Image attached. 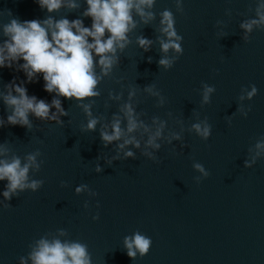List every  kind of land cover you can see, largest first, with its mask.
<instances>
[{"label": "water", "instance_id": "water-1", "mask_svg": "<svg viewBox=\"0 0 264 264\" xmlns=\"http://www.w3.org/2000/svg\"><path fill=\"white\" fill-rule=\"evenodd\" d=\"M77 3L78 8L49 13L34 0H0V44L6 39L3 26L13 18L80 19L90 27L91 18L83 15L85 0ZM259 4L182 0L178 8L176 0H155L149 9L154 18L147 23L133 13L136 27L126 47L117 50L112 72L99 81L98 96L81 102L57 97L67 113L60 123L29 114L30 129L0 128V144L8 148L3 158L24 162L38 153L39 167L30 168L28 179L43 181L37 191L17 190L7 200L2 195L7 181H0V264H19L20 257L32 264L29 254L42 238L85 245L90 264H264V151L257 156L255 147L264 141V24L247 33L240 27L258 19ZM166 9L183 37L182 54L160 49L165 38L160 13ZM138 37L152 41L148 51L138 46ZM165 55L173 59L168 69L158 64ZM13 77L24 79L20 71L0 69V92ZM43 83L37 78L27 84L28 94L50 103L55 94L44 91ZM150 85L160 96L145 91ZM204 85L215 88L208 102ZM251 85L257 94L240 100ZM130 90L135 91L131 100ZM116 95L119 100L112 98ZM125 102L153 130L154 117L165 121L157 141L161 147L147 149L155 161L144 155L142 129L132 134L140 147L126 146L134 153L131 158L118 153L122 140L107 146L101 140V127L110 125L114 114L125 126L120 113ZM85 103L99 121L94 131L86 129ZM249 107L243 116L240 109ZM10 113L0 99V119ZM204 122L211 125L207 140L192 129ZM173 133L179 139L169 142ZM254 157L255 163L245 167ZM195 163L209 175L196 170ZM81 185L86 187L77 193ZM136 232L150 237L151 246L130 258L124 241Z\"/></svg>", "mask_w": 264, "mask_h": 264}, {"label": "clouds", "instance_id": "clouds-1", "mask_svg": "<svg viewBox=\"0 0 264 264\" xmlns=\"http://www.w3.org/2000/svg\"><path fill=\"white\" fill-rule=\"evenodd\" d=\"M34 2L49 13L58 11L62 7L70 9L79 7L77 0H34ZM176 2L177 7L180 8L182 0H176ZM85 3L87 8L83 15L91 18L90 27L85 26L80 19L54 20L52 16L44 20L20 21L13 18L3 26L6 39L0 44V69L20 71L23 73L24 79L17 80L16 77H13L9 83L5 84L6 91L0 92V99L11 109L6 120L0 119V128L6 125H19L30 129L29 114L41 120L60 123L59 117L67 113L61 105V100L57 97L81 102L98 96L99 92L96 89L99 81L102 76H107L112 72L113 66L118 63L117 50L122 51L126 47L129 43L128 33L136 27L133 13L139 16L144 23L154 18L149 9L153 7L155 0H85ZM257 16L258 19L243 22L240 27L247 33L254 26L264 24V0H260ZM160 17L159 31L165 37L159 41L161 51L166 54L171 49L182 54L183 37L178 35L175 30L173 13L166 9L160 13ZM137 44L144 51H148L152 41L138 37ZM158 64L168 69L172 66L173 59L165 55L159 59ZM14 65H16L15 68ZM97 66L100 69V74L96 72ZM37 78H42L44 91L55 94L50 103L28 94L26 85L36 83ZM145 91L154 96H160L158 91H154V85L147 86ZM213 91H215L213 86H203L204 102L209 101V94ZM257 91L256 86L251 85L250 90H247L239 98L240 100L245 98L251 100ZM134 95L135 91L130 90L129 100ZM112 98L119 100L120 96L116 95ZM163 103L164 98L161 97L160 104ZM82 107L89 117L86 129L94 131L99 121L92 117L89 104H82ZM250 110V107L246 111L243 108L240 109L243 116H247ZM120 113L126 121L124 127H121V116L115 114L110 125L101 127L100 138L105 146L122 140V143L116 145L118 153L123 152L125 158L134 157L131 150L125 149L128 145L135 148L140 147V141L132 134L142 129L143 133L147 134L144 155L155 161L157 158L153 152L147 151V149L150 147L153 150H158L161 147L157 141L162 137L165 121L154 117L152 120L153 130L138 119L133 105L128 102L120 106ZM192 129L204 140H207L211 135V125L207 122L194 123ZM172 138L179 139V136L173 133L169 142ZM255 147L256 155L259 156L261 151H264V141L257 142ZM7 152L8 148L4 144H0V181H7L6 190L2 193L3 197L6 200L10 199L17 190L37 191L43 181L29 180L28 172L30 168L39 167L36 162L38 153L36 155L29 154L22 162L19 157L15 156L11 159L3 158ZM254 163L255 157L252 161H245V167H251ZM193 167L205 177L209 175L202 164L195 163ZM96 171H100L99 166L96 167ZM85 187L84 185L78 186L75 191L79 193ZM4 207L8 206L4 205ZM93 219H98V217L94 216ZM124 244L127 256L132 258L135 257L137 251L141 255L149 251L151 238L136 232L131 238L125 237ZM28 258L32 264H90L85 245L78 242H61L59 239L51 241L40 239L36 242V246ZM19 264H26L24 257L19 258Z\"/></svg>", "mask_w": 264, "mask_h": 264}]
</instances>
